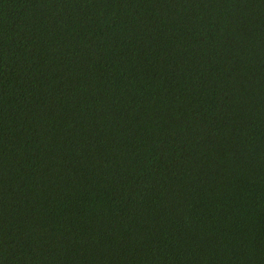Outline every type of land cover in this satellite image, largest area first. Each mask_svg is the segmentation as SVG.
<instances>
[{
  "label": "trees",
  "instance_id": "16d2710c",
  "mask_svg": "<svg viewBox=\"0 0 264 264\" xmlns=\"http://www.w3.org/2000/svg\"><path fill=\"white\" fill-rule=\"evenodd\" d=\"M0 264H264V0H0Z\"/></svg>",
  "mask_w": 264,
  "mask_h": 264
}]
</instances>
